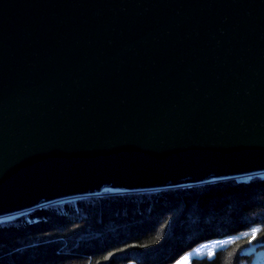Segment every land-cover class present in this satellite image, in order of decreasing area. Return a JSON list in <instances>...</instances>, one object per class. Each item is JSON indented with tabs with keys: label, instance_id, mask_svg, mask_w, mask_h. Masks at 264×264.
<instances>
[{
	"label": "water",
	"instance_id": "95a60500",
	"mask_svg": "<svg viewBox=\"0 0 264 264\" xmlns=\"http://www.w3.org/2000/svg\"><path fill=\"white\" fill-rule=\"evenodd\" d=\"M252 175L264 0H0V222Z\"/></svg>",
	"mask_w": 264,
	"mask_h": 264
},
{
	"label": "trees",
	"instance_id": "16d2710c",
	"mask_svg": "<svg viewBox=\"0 0 264 264\" xmlns=\"http://www.w3.org/2000/svg\"><path fill=\"white\" fill-rule=\"evenodd\" d=\"M252 264L264 250V177L74 197L0 222V264ZM264 264V262L260 263Z\"/></svg>",
	"mask_w": 264,
	"mask_h": 264
},
{
	"label": "rangeland",
	"instance_id": "374dc122",
	"mask_svg": "<svg viewBox=\"0 0 264 264\" xmlns=\"http://www.w3.org/2000/svg\"><path fill=\"white\" fill-rule=\"evenodd\" d=\"M224 244L225 241L219 239L200 243L172 264H192V260L195 257H211L215 250ZM262 262H264V250L255 251L252 264H260Z\"/></svg>",
	"mask_w": 264,
	"mask_h": 264
}]
</instances>
